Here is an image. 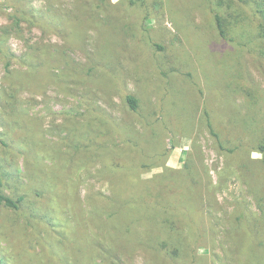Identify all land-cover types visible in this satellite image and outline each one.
I'll return each instance as SVG.
<instances>
[{"label": "rangeland", "instance_id": "374dc122", "mask_svg": "<svg viewBox=\"0 0 264 264\" xmlns=\"http://www.w3.org/2000/svg\"><path fill=\"white\" fill-rule=\"evenodd\" d=\"M74 1L22 0L58 20L74 13ZM78 1L89 10L98 2ZM109 1L99 14L110 25L89 24L83 44L64 48L78 65L90 53L95 57L101 43L108 49L89 75L78 74V83L56 61L64 43L54 32L26 23L23 37L7 38L9 65L0 56V189L22 199L18 209L0 204V264H242L248 245L251 264H264V218L246 170L258 169L262 153L256 130L241 128L249 114L257 127L264 124L251 96L264 95L263 43L253 38L254 29L240 44L238 25L220 36L214 12L236 15L242 5L241 17L249 16L254 28L260 18L238 0L222 6L219 0H156L148 16L138 0ZM7 22L0 15V24ZM36 48L43 68L30 69L28 55ZM240 68L256 88L249 96L240 89ZM127 92L138 99V113L127 109ZM4 93L20 101L19 113L4 103ZM262 101L257 107L264 108ZM204 110L222 146L207 129ZM117 124L132 127L135 141L126 146L113 132L101 148L93 143ZM129 148L137 164L126 168L121 160L116 169L107 155ZM188 164L200 170L201 184L185 174ZM136 175L166 181L183 199L179 206H188L175 252L155 244L145 217L121 216L125 206L143 212L144 205H124L112 184L124 178L129 185Z\"/></svg>", "mask_w": 264, "mask_h": 264}, {"label": "trees", "instance_id": "16d2710c", "mask_svg": "<svg viewBox=\"0 0 264 264\" xmlns=\"http://www.w3.org/2000/svg\"><path fill=\"white\" fill-rule=\"evenodd\" d=\"M50 1L51 0H47ZM98 2H93V8L89 10V5L85 1H74V13L72 14H64L61 19L52 18L49 19L47 15L44 13H38L32 8L28 7L22 0H0V15H4L8 22L5 24H0V56L5 59L6 65H9V57L12 55L9 52L8 46L6 45L7 38L15 34L18 37H23V24H29L32 26H38L42 29H48L51 32H54L59 37L63 39L64 47L61 53H58V58L56 61L58 64H64L66 69L64 72L67 73L71 77L72 80L78 83V74L89 75L94 68L96 63L102 62L105 60V57L108 56V49L105 47L103 43L100 44L98 48V53L94 57L92 53H90V57L87 60L88 63H84L82 65H78V63L73 61L69 56H66L67 52L64 50L69 49L70 47H78V44H83L85 39V31L86 26L89 24L92 27L97 28V30H105L107 26L110 25V21L108 19L103 18L99 14V10H102V6L106 8L107 4H110L109 0H96ZM137 0H129L130 4L135 3ZM141 2V6L145 11V16H148L151 13V7L155 6L156 0L152 1V5H147V0H138ZM239 2H243L244 4L250 5V12L258 15L255 26H250L251 21H249V16L247 18L245 16L241 17L242 14L245 13V10L242 5H240V10H238L237 14H233L234 12H228V15H223L218 11L214 12L215 24L218 29L219 35L222 37H227V33L229 29L234 27V25H238L240 27V44H244V39L247 40L246 34L249 37L254 29H256L253 38L259 40L263 43L260 48L264 51V0H238ZM107 3V4H106ZM224 0H219V5H223ZM227 8L230 9L229 4H226ZM50 10H56L52 4H49ZM52 16V15H51ZM232 21V22H230ZM240 24V25H239ZM250 27L251 30L246 32V30ZM252 36V35H251ZM252 38V37H251ZM250 38V39H251ZM39 51L37 48L32 50V52L28 55L31 57L33 61L32 66H29L30 69H41L43 66L38 60ZM45 52L48 55H51L53 50L51 47H46ZM234 79L232 78V81ZM236 82V81H235ZM238 83V80H237ZM255 86L252 85V82L249 78L246 77L245 74L242 73L240 68V89L249 90L248 96L251 93L256 92ZM253 90V91H252ZM251 96H255L252 99V105H255L256 114H261V117L264 118V108L257 107V102L259 100H264L262 94L254 93ZM255 98V100H254ZM258 98V100H257ZM257 100V101H256ZM123 101L127 106V109L130 113H138V99L130 92H127L123 96ZM264 102V101H262ZM4 103L9 105L10 110L15 109L18 110V106L20 101L17 100L14 96H10L7 93H4ZM19 113V110L17 111ZM16 112V113H17ZM209 113L207 110H204V116L206 119V127L209 130L210 134L215 137L222 146V141L220 140L219 132L215 130L212 122L208 117ZM249 118L244 121L242 124V130L254 129L256 130V139L257 146L256 150L262 153V157L260 160V164L258 169L253 166H246V170L248 175L251 178V187L253 189L254 195L258 201V208L261 211V216L264 218V124H261L257 127L255 122V115L249 114ZM243 119H240L242 122ZM264 122V120H263ZM256 127V128H254ZM123 126L122 124H117L113 130L106 128L104 131L99 132L98 138H93L92 141L95 145L101 148L104 144L105 139L109 137L113 132L117 134L119 138L122 139L123 142L126 143V146H129L133 140L135 141V133L133 132L132 127ZM125 153V154H124ZM107 157L111 158V160H116L117 164H115L116 169L120 167L119 162L124 161L126 164H122L126 168H133L137 164V158L134 156L133 149L129 148V151L126 152L124 150H114L111 154H108ZM190 158V157H188ZM110 160V159H108ZM191 160L188 161V163ZM185 174H188V177L196 184H201L202 176L199 169L191 168V165H187ZM194 173V174H193ZM254 176L257 177V180L254 179ZM188 178V180H189ZM121 179V178H120ZM124 178L115 181L112 184V191L119 198L118 201L121 203L124 202V205L130 204L132 202H137L144 205L143 212L139 208H130L128 206L123 207V211H121V216H124L126 219L131 221L136 217H145L150 224L151 232L155 235L157 240L155 239V244L159 246L161 250L166 251L167 253L175 252L179 247V241L176 239V233L179 230V225L182 223L180 219L186 215H189L190 211L188 210V206L184 203L183 206H179V203L184 202L183 199L178 200L176 196V188H171L167 185V182L162 179H156L153 183L150 181L140 179L138 175L136 178L130 180L131 184L126 185L124 183ZM187 180V181H188ZM187 181L185 182L187 185ZM38 195V193H37ZM20 197H14L10 193H6L2 189H0V204L6 206L11 209H18L20 205ZM24 199V197H23ZM122 205V204H121ZM162 230L164 238H160L158 231ZM251 237V235H249ZM250 242V238L247 240V245ZM261 241H259L260 243ZM246 245V246H247ZM249 246L246 247L247 251L243 256L242 264H251L252 263V254L249 251ZM254 251V250H253Z\"/></svg>", "mask_w": 264, "mask_h": 264}]
</instances>
